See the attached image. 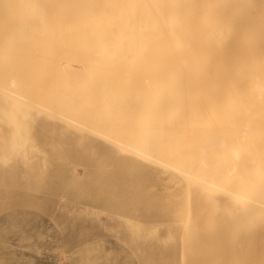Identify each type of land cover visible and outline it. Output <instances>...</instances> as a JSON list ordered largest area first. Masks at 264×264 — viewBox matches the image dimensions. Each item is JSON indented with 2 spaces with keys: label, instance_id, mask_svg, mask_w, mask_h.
Masks as SVG:
<instances>
[{
  "label": "clouds",
  "instance_id": "1",
  "mask_svg": "<svg viewBox=\"0 0 264 264\" xmlns=\"http://www.w3.org/2000/svg\"><path fill=\"white\" fill-rule=\"evenodd\" d=\"M260 3L264 14V0ZM10 6L11 0H0V14ZM148 6L157 9L154 24L161 33L180 28L205 7L203 0H105L81 7L107 9V18L85 13L70 21H54L53 27L70 23L77 45L103 66L118 51L135 54L146 48L148 37L132 13ZM10 73L19 80L23 103L14 112L0 109V121L14 120L24 129L26 143L35 144L39 152L46 154L44 168L40 169L41 183L59 202L54 205V213L65 212L74 202L87 197L102 201L122 215L159 218V226L148 237L131 233L129 243L124 244L126 248L129 244L154 248L163 239L179 240L186 251L191 249L210 205L222 195L207 181L213 169L205 163L204 145L211 138H222L236 149L256 152L264 167V89L254 127L246 123V112L237 110L225 129L216 127L206 102H201L195 112L194 101L185 96L180 76L156 63L142 69V86L121 102L110 96L103 79L69 85L55 71L44 69L40 54L31 45L22 43L13 49L0 38V81ZM52 113H72L79 121L78 125L62 129L63 141L82 136L86 129L99 133L92 139L96 151L108 156L107 180L73 192L50 182L59 154L56 146L40 143L35 125L39 117L50 118ZM30 163L35 173L39 161L34 158ZM73 216L68 212L65 224ZM260 217L264 222V210ZM60 231L67 239L55 250L56 264H144L122 259L125 253L109 248L103 237L76 234L74 224L71 234L67 228ZM10 234L8 226L0 223V241ZM21 240L31 243L32 237L22 234ZM18 250L25 249L0 242V264H36L34 259L17 257ZM183 264L205 262L193 259Z\"/></svg>",
  "mask_w": 264,
  "mask_h": 264
},
{
  "label": "bare ground",
  "instance_id": "2",
  "mask_svg": "<svg viewBox=\"0 0 264 264\" xmlns=\"http://www.w3.org/2000/svg\"><path fill=\"white\" fill-rule=\"evenodd\" d=\"M104 2L11 0L8 11L0 14V38L6 39L13 49L22 43L31 45L40 54L44 69L55 71L69 85L103 79L110 96L117 102L127 99L142 86L144 67L159 64L180 76L185 96L194 101L195 112L201 102L207 103L216 127L228 128L237 110H244L246 123L254 127L264 89V14L262 11L253 14L248 5L251 0H203L205 7L189 21L165 33L154 24L155 6L134 11L132 14L148 37L146 48L135 54L118 51L100 66L77 45L70 23H58L54 28L53 22L70 21L85 13L107 18L110 14L107 9L81 7ZM0 95L23 103L20 83L14 73L0 81ZM14 101L11 107H15ZM9 104L12 103L7 104L8 108ZM50 116L57 117L59 122L79 124L72 113ZM87 130L93 135L96 131ZM204 148L205 163L213 169L207 181L222 193L203 219L211 232L210 241L221 224L217 218L224 207L222 199H226L232 205L230 217H235L230 233L231 244L235 241L240 244L238 263L264 264V222L260 217L264 210V167L258 154L236 149L218 137L211 138ZM257 244L262 250L260 257H248L247 246ZM253 258L255 261L249 260Z\"/></svg>",
  "mask_w": 264,
  "mask_h": 264
},
{
  "label": "rangeland",
  "instance_id": "3",
  "mask_svg": "<svg viewBox=\"0 0 264 264\" xmlns=\"http://www.w3.org/2000/svg\"><path fill=\"white\" fill-rule=\"evenodd\" d=\"M251 1L248 5L253 14L261 13L260 0ZM9 99L6 100L0 95V109L7 108L9 112H14L22 102L18 104ZM13 101L15 107L10 106L13 105ZM6 102L12 103L9 104V108ZM4 104L5 108H2ZM5 120L6 123L4 120L0 121V210H3L0 223L6 224L11 234L0 242L8 246L15 245L17 249H25L18 250L17 257L25 260L34 259L36 264H56L58 253L55 250L63 246L67 239V236L61 234L60 229L67 228L71 234L74 224L76 234H83L85 238L89 235L92 238L103 237L109 248L122 250L125 253L122 259L130 258L144 264L153 262L183 264L185 260L193 259L205 264H239L237 257L240 244L236 241L231 244L230 233L235 217H230L232 205L226 199H222L224 207L222 206L223 209L217 218L221 224H218L219 227L212 233L214 234L212 240L210 241L211 232L203 220L194 244L187 251L183 242L179 240L161 239L154 248L140 244L136 246L129 244V247H124L125 243H129L131 233L148 237L159 226V218L156 216L122 215L112 211L102 201L87 197L74 202L65 212L54 213V205L59 202L53 200L52 193L41 183L40 169L44 168L46 154L39 152L35 144L26 143L24 129L18 127L14 120ZM59 120L54 116L50 118L42 116L36 120L35 125L40 143L47 142L56 146L59 154L55 173L50 177V182L54 181L68 192H73L85 190L107 180L105 168L108 156L96 151L97 145L92 139L97 132L93 131V135L91 130L86 129L82 136L63 141L62 129L70 124ZM51 150L49 147L48 151ZM34 158L39 161V169L35 173L31 171L30 163ZM68 212H73L74 216L65 224ZM22 234L32 237V242L22 241ZM247 248L248 257L257 259L262 254L259 244ZM254 258L249 260L255 261Z\"/></svg>",
  "mask_w": 264,
  "mask_h": 264
}]
</instances>
